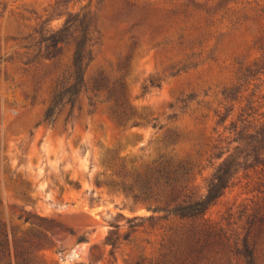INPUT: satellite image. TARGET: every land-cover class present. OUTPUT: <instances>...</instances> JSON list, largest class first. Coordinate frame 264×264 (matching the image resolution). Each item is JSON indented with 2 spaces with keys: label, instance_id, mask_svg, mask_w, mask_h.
<instances>
[{
  "label": "rangeland",
  "instance_id": "rangeland-1",
  "mask_svg": "<svg viewBox=\"0 0 264 264\" xmlns=\"http://www.w3.org/2000/svg\"><path fill=\"white\" fill-rule=\"evenodd\" d=\"M99 1L0 0V138L4 146L0 153V208L5 220L21 231L30 228L29 223L17 219L25 209L42 217L57 218L85 240L78 243L68 238L61 254L55 253L54 248L44 253L43 264H136L144 259L154 260L169 230L173 232L177 228L178 220L152 213L145 204H134L128 194L111 192L105 184L112 179L110 170L102 165V160L115 152L129 171L137 173H143L162 155L172 161L187 160L193 165L195 192L204 193L214 167L205 157L197 159L190 145L181 138L174 150L164 148L162 141L172 134L184 135L195 129L211 132L215 120L213 111L222 110L224 105L220 91L233 83L237 65L261 58L252 39L258 30H264V0H242L238 7L256 18L252 33L242 30L224 37L215 49V61L205 63L196 71L169 77L168 62L162 54L150 51L142 38L132 63L128 96L140 125L119 127L109 119L104 106L97 103L96 113L86 123L77 121L70 133L51 130L44 123L35 127L46 108V103H40L45 95L39 94L32 105L24 101L21 91L10 88L4 81V72L9 76L16 72L14 66L2 59L13 54L34 55L44 47L40 44L41 38L64 28H68L70 37L77 36L84 27H89L95 16L103 17L111 12L112 0H105L101 6ZM127 1L135 5L136 16L145 14L156 18L174 7V2L169 0ZM95 28L103 36V46L101 54L88 67L86 77L98 69L112 76L111 65L116 64L119 53L126 52L128 36L119 42L113 37L118 29L102 30L99 24ZM11 37L28 39L9 42ZM19 43L29 46L28 49L17 46ZM43 64L39 62L37 67ZM148 79H159L161 87L148 89L134 100L141 95V86ZM260 80L256 97L264 94V75ZM24 81L18 76L14 84ZM25 91L30 93V87ZM78 101L81 105L85 103L82 98ZM198 103V110L193 112ZM261 104L264 106V102ZM236 107L224 125L235 117ZM259 114H264V107L258 110ZM202 115L208 117L199 122ZM151 120L154 121L146 123ZM11 127L13 133L9 131ZM218 131L222 132V128ZM3 170L7 173L3 174ZM11 175L29 189V201L19 199L7 184L6 179ZM68 181L76 183L78 189L69 186ZM263 197L264 173L240 171L224 194L207 209L205 218L223 227L239 229L252 210L262 204ZM150 216L157 219L150 221ZM134 217L142 220H131ZM116 225H119L121 244L109 256L110 248L104 247L103 242L111 226ZM92 246L99 247L98 253L91 251ZM100 255L102 259L98 261Z\"/></svg>",
  "mask_w": 264,
  "mask_h": 264
},
{
  "label": "trees",
  "instance_id": "trees-1",
  "mask_svg": "<svg viewBox=\"0 0 264 264\" xmlns=\"http://www.w3.org/2000/svg\"><path fill=\"white\" fill-rule=\"evenodd\" d=\"M104 1H99L98 5ZM169 1L174 2V7L155 18L145 14L136 16L135 5L127 0H112L111 12L103 17L95 16L89 27H84L77 36L70 37L68 28H64L41 38L40 44L44 47L34 55L13 54L2 59L14 66L16 72L14 76L4 72V81L10 88H18L24 101L32 105L39 94L45 95L40 103H46V108L35 127L44 123L51 130L70 133L77 121L86 123L96 113L97 103L104 106L109 119L119 127L138 126L137 114L128 96L132 63L142 38L150 51L162 54L168 62V76L175 78L214 62L215 49L224 37L242 30L247 34L253 31L256 18L238 7L242 0ZM125 22L127 24L121 27ZM97 24L102 30L118 29L113 37L119 42L128 36L126 52L119 53L116 64L111 65L112 76L98 69L86 77L88 67L101 54L103 46V36L95 28ZM27 39L11 37L8 41ZM252 45L261 58L237 65L233 83L220 91L224 105L222 110L213 111L215 120L211 132L195 129L184 135L172 134L162 141L164 148L174 150L181 138L190 145L197 159L205 157L214 167L204 193L195 192L193 165L187 160L172 161L162 155L143 173L129 171L115 152L102 160V165L110 170L112 179L105 184L111 192L128 194L134 204H145L152 213L178 220L177 228L173 232L169 230L163 239L157 257L136 264H264V197L239 229L223 227L205 218L207 209L224 194L240 171L264 173V114L257 115L264 107L261 104L264 94L256 97L261 86L260 76L264 75V30L256 32ZM17 46L29 47L20 43ZM39 62L44 63L40 68L37 67ZM18 76L25 81L14 84ZM27 86L30 93L25 91ZM160 87L159 79H148L141 86V95L134 100L148 89ZM79 98L84 100V105L79 103ZM11 105L14 106V102ZM234 105H237L235 117L224 125ZM199 106L200 103L193 112ZM200 117L199 122H203L208 116ZM219 127L222 132L218 131ZM84 129H87L86 124ZM9 131L14 132L12 127ZM3 150L0 138V153ZM6 173L3 170V174ZM12 177L6 179L7 184L19 199L29 201V189L21 183H12ZM68 185L78 189L76 183L68 181ZM20 212L17 219L30 225L26 231L5 220L0 208V264H43L44 253L54 248L55 253L61 254L68 238L78 243L85 241L57 218L42 217L25 209ZM154 219L157 217L148 218ZM117 229L119 225L111 226L103 242L104 247L110 248L109 256H113L121 244ZM98 250V246L91 247V251L98 253ZM101 259L102 255L97 257L98 261Z\"/></svg>",
  "mask_w": 264,
  "mask_h": 264
},
{
  "label": "water",
  "instance_id": "water-1",
  "mask_svg": "<svg viewBox=\"0 0 264 264\" xmlns=\"http://www.w3.org/2000/svg\"><path fill=\"white\" fill-rule=\"evenodd\" d=\"M12 183H15L16 181L14 179L11 180Z\"/></svg>",
  "mask_w": 264,
  "mask_h": 264
}]
</instances>
